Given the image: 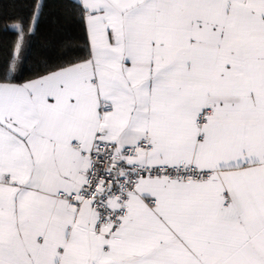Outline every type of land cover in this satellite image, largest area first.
Returning a JSON list of instances; mask_svg holds the SVG:
<instances>
[{
	"label": "snow or ice",
	"instance_id": "1",
	"mask_svg": "<svg viewBox=\"0 0 264 264\" xmlns=\"http://www.w3.org/2000/svg\"><path fill=\"white\" fill-rule=\"evenodd\" d=\"M20 6L0 264H264V0Z\"/></svg>",
	"mask_w": 264,
	"mask_h": 264
},
{
	"label": "trees",
	"instance_id": "2",
	"mask_svg": "<svg viewBox=\"0 0 264 264\" xmlns=\"http://www.w3.org/2000/svg\"><path fill=\"white\" fill-rule=\"evenodd\" d=\"M67 0H48L49 10L52 17L60 14L62 11L61 5ZM23 9L20 6V0H0V64L11 52V49L16 40V34L11 30H5V24H11L13 19L20 15ZM60 38L54 26L49 21H44L40 24L38 35L31 38L29 47V60L35 59L37 55L45 54L49 51L45 48L43 41H55ZM29 73L24 72L23 78H27Z\"/></svg>",
	"mask_w": 264,
	"mask_h": 264
}]
</instances>
